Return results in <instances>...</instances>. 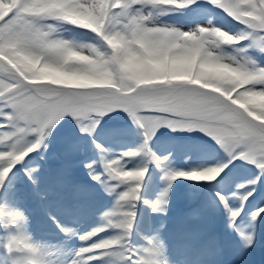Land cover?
<instances>
[{
  "label": "snow or ice",
  "instance_id": "snow-or-ice-1",
  "mask_svg": "<svg viewBox=\"0 0 264 264\" xmlns=\"http://www.w3.org/2000/svg\"><path fill=\"white\" fill-rule=\"evenodd\" d=\"M0 2L10 9L0 17V128L7 126L0 132V143L8 145L6 150L0 151V173H3L0 186L16 163L36 150L49 130L66 115H71L79 125H83L85 121L95 122L96 118L115 110H122L133 119L141 129L145 145L161 126L173 130L199 129L220 145L230 162L244 160L264 173V106L258 99L264 96V67L247 56L248 49L264 53V0H247V3H241V0H208L212 6L245 26V30L222 41L216 36L220 29L210 22L207 31L197 27L184 34L168 27L166 31L174 33L178 40L167 52L166 64L155 57L152 49L143 45H138L139 52L130 53L116 33L125 32L128 21L133 18L147 27L154 23L156 14H163L166 9H184L195 4L196 0H171L167 3L162 0H71L70 5L58 4L56 0ZM69 8L79 9L102 22L103 27L100 28L82 25L93 32H100L97 40L104 37L105 52L102 55L86 57L82 54L83 46L75 48L53 39L58 33L57 25L43 21L54 19L76 23L77 19L67 10ZM248 13L253 19H249ZM189 37L191 41L187 47L194 49L195 55H189L185 50H174L181 40ZM242 41H247L246 46H240ZM210 42L220 50L222 46L232 47L239 55L207 58ZM39 48L53 59H45L44 52L37 51ZM73 63L85 67L70 70L67 66ZM88 72L106 76V79L77 78ZM164 72L167 75L161 74ZM226 77L232 78L227 82L235 84V87L226 89L206 83ZM85 130L81 126V131ZM25 134L35 136L30 146H24L20 139ZM96 147L99 149L101 146L96 144ZM137 155V151H125L122 158ZM149 155L159 167L161 160ZM121 159L106 160L101 173H90L92 179L104 184L110 193L123 189L116 192L113 208L102 216L107 227L119 232L110 240L77 249L72 264H90L98 250L108 258L107 264H162L154 239H148L147 246L140 250L124 244V238L130 236L135 215L128 209L140 199V183L146 169L126 170ZM86 167L91 169L92 165ZM221 171L220 167L191 172L166 170L164 179L169 182V187L172 181L181 177L211 182ZM109 181L113 183L109 185ZM167 191L166 187L160 198L150 204L153 211L160 210ZM217 195L223 202L225 198ZM250 195L251 192L247 193L241 200ZM261 214H264V206L252 213V219ZM239 216V210H229L230 226H235ZM20 219V214L0 208V225L5 228L18 226ZM104 230L96 228L91 233L80 235L79 239L89 241L95 233ZM60 231L68 230L60 228ZM241 236L244 246H250L252 236L242 233ZM114 245H119V248L113 249ZM0 248L6 252L4 264H25L26 260H31L32 264H50L37 247L16 234L3 240Z\"/></svg>",
  "mask_w": 264,
  "mask_h": 264
},
{
  "label": "bare ground",
  "instance_id": "bare-ground-1",
  "mask_svg": "<svg viewBox=\"0 0 264 264\" xmlns=\"http://www.w3.org/2000/svg\"><path fill=\"white\" fill-rule=\"evenodd\" d=\"M205 11L208 10L201 7L179 14L168 12L154 17V23L167 25L166 23L173 22L177 28L185 31V28L192 27V25L197 26L202 21L200 17ZM214 15V18L211 16L212 18L204 20L210 22L213 27L222 26L230 35H236L228 32V29L229 31L235 29L231 23L215 12ZM220 39L222 40V37ZM222 50L227 55H235L229 46H222ZM256 51V49H248L247 56L263 67L264 57L253 56ZM236 55L239 54L236 52ZM73 64L80 65L79 63ZM192 76L194 77L193 74ZM204 86L214 87L213 85ZM108 117H110L108 124L94 125L92 121H86L87 129L84 132L69 135V139L75 138L72 147H75L77 151L79 148L80 151L75 159L86 165L91 164L90 171L95 169L94 172L100 171L99 173L102 172L104 161L121 159L125 151L138 152L135 157L121 159L126 170L146 169L144 178L146 177L147 185L140 192V199L134 202V207L128 209L133 211L138 219L134 224L133 250L146 247L147 240L154 239L159 248V258L162 264H178L177 260H183L184 264H191L189 261L193 264H262L261 248L264 251V241L260 239V228L262 226L264 228V214L253 220L252 213L264 206V173H260L254 165L244 160L237 159L230 162L221 147H210L190 140L168 139L167 134L170 132L166 131L164 134L153 137L151 135L145 145L141 129L134 121L130 125L118 122V118L132 119L127 113L115 110L108 113ZM93 138L101 146L99 149L94 146ZM50 139L46 137L45 142L47 143ZM86 146H89L88 150ZM145 146L151 150L152 155L161 160L162 166L172 165L173 172L200 171L215 167L222 168V171L211 182L193 181L181 177L172 181L169 187V184H163L157 175L158 166L151 158L147 159L143 155ZM7 147V143L5 146L0 145V151L6 150ZM29 154L31 155L24 160L27 164L32 163L38 157L39 151L34 150ZM149 163L152 167L147 169ZM16 171V176L19 177L21 172L19 169ZM65 175L61 174L64 178L67 177L70 184L69 189L67 186L65 190L57 191L58 199L52 200V202H57L56 206L52 207V202L48 205L51 213L59 214V220L70 225L69 227H56V234L61 236V240H57L52 232L40 230L44 224L45 215H37V208L28 210L23 207L22 205L28 201L26 196L13 199L6 194L2 195V199L9 203L12 209L22 206L17 213L21 214V219H26L24 212L29 216V224L36 229L33 238L48 236L44 241H37L35 246L50 264H72L77 249L101 240H110L107 238L108 235H117L119 232V230L107 227V222L102 219V216L113 208L117 199L116 192L123 189H117L112 195L105 190L103 184L93 180L91 174H86L85 179L73 177L68 173ZM58 179L59 177L56 176L55 180ZM253 181L255 183H252ZM166 187L168 191L163 197L164 203L159 211H153L150 204L160 198ZM249 192L251 195L242 201L241 197ZM217 194L225 198L223 202ZM144 201L149 203L145 204ZM229 210L240 211L233 230L227 227V220L230 219ZM155 225L162 226L154 230ZM60 228L68 231L58 233ZM96 228L105 230L95 233L89 241H80L78 238L80 234L91 233ZM1 233L0 229V235ZM241 233L252 236L250 246H244ZM118 248L119 245L113 246V249ZM45 249H49L50 253H46ZM162 253L167 255L161 258ZM107 261L108 258L101 255L98 250L90 264H107ZM0 264H2L1 255Z\"/></svg>",
  "mask_w": 264,
  "mask_h": 264
},
{
  "label": "rangeland",
  "instance_id": "rangeland-1",
  "mask_svg": "<svg viewBox=\"0 0 264 264\" xmlns=\"http://www.w3.org/2000/svg\"><path fill=\"white\" fill-rule=\"evenodd\" d=\"M69 1L71 3V0H69ZM201 7H205L208 10L207 12L205 11L202 13V15L200 17L201 20H204L207 18H212L211 16H213V18H214L215 17L214 12H215V13L219 14L218 16L223 18L225 21L231 23L233 25V28H235V29H233V31H229V29H228V32H231L233 34H238V33L245 30V26L239 24V22H237L234 19H232L231 17H229L221 9L212 6L206 0H196V3L194 5L188 6L184 9H166L163 14L168 13V12H171L174 14H179V13H184V11L188 12L190 10L199 9ZM210 10H212L214 12H212ZM1 11L4 12V9H0V16L3 15L1 13ZM79 14L83 15L82 16L83 18H89V20L93 23V25L96 26L97 20L95 17L90 16V15L85 14V13H82V12ZM163 14H156L154 17H156V16L159 17L160 15H163ZM43 22L57 25L58 33L55 34L53 36V38L58 37L60 39L72 41L74 43L97 42L96 39H94V34L90 33V31H87V30L82 31L80 29L74 28L73 26H66L63 24V22H57L54 19H48V20H45ZM166 24L175 26L173 24V22H169ZM223 27H225V26H223ZM220 28H222V26ZM245 44H247V41L245 42ZM82 54L86 55L87 54L86 50H84L82 52ZM252 55H253V53H252ZM253 56L264 57V53H259L258 51H256V53ZM71 65H75V64H71ZM195 71H196V69L193 70V73H192L193 75H195ZM197 83H199V81H197ZM260 102L262 103V101H260ZM117 120H118V122L127 123L128 125H130L133 122V119L124 120V119L118 118ZM109 122H110V117H108V114H106L103 117L96 118V121L93 122V124L94 125L108 124ZM81 126L85 127V129H87L86 121L83 123V125H79L77 120L74 119L71 115H66L65 117H63L59 122H57L49 130V133L46 137H48V139H50V137H51V139L47 143L45 142V139H44L43 141L45 142V144L42 142V144L37 148V150L39 152H45V153H48L50 155L52 154L51 158L53 159L54 162H60L64 165L66 164V168L63 167L64 165L63 166H57V167H59V168H57L54 164L50 163L48 165V169L50 170L51 173H58L59 172L63 176H66L65 174L68 173V175L71 174V175H73V177H74V175H78V173H81L83 176L82 178H84V175H85L84 171H86L85 169L87 168L86 164L83 162H80L79 160L77 161L75 159L79 155L80 151H79V148H77L78 149V151H77V150H75V147H72V143L75 141V138L69 139V135H75V134L84 132V131H81ZM3 131H5V130L0 128V132H3ZM165 131L170 132L169 134H167L168 139L171 138L173 140H188V141L190 140L191 142L202 143V144L208 145L210 147H220V145H218L211 137H209L208 135H206L204 132L200 131L199 129L187 130V129L177 128L176 130H173L170 127L161 126L152 134V137L155 135L164 134ZM101 137L103 138L102 135H101ZM20 139H21L23 145L27 146L26 144L28 142L35 140V136L32 134H25L22 137H20ZM94 139L95 138H93V140ZM142 140L144 141V138ZM94 141H95L94 145L96 146V144H98V143L96 140H94ZM103 142H104V140H103ZM103 142H100V143H103ZM86 149L88 150L89 146H86ZM148 152L151 153L150 150H148ZM143 155H144V150H143ZM26 158H27V156H25L21 161L25 160ZM40 158L43 159L44 161L46 160L45 157H43V156H40ZM146 158H147V155H146ZM74 160H76V161H74ZM22 164H24V163H22ZM46 170H47V167L42 166L39 162L34 163L33 171L36 175L35 178L37 179L38 182H40V185L42 187H44V188L48 189L50 192H52L53 187L51 185L53 183V180H52L50 174H48L46 172ZM166 170L171 171V168L167 169L166 167L162 168L161 166H159L157 175L160 177L163 184L168 185L169 182L164 179V172ZM95 174H99V173H95ZM60 179L63 182L62 188H63V186H68L67 189H69L70 184H69L67 177H65L63 179L60 177ZM108 183H109V185H111L113 182L109 181ZM172 183L173 182H171V184ZM26 191L27 190L25 187L21 190L22 193H26ZM4 192H6V193L12 192V196L14 195L15 197H18V195L21 193L19 189H14V188H9V187L4 188ZM26 194H28V193H26ZM111 194L114 195L115 191L112 192ZM68 195H69V193H68ZM1 202H3V201H1ZM1 207L4 208L5 206H1ZM6 211H9V210L7 209ZM7 229H8V232L4 235V240L11 234H16L18 236H21V235L24 236V234L26 233V230H28L27 226H25L21 222H19L18 226L17 225H11ZM115 236H116L115 234H111V235H108L107 238L112 239ZM125 239L126 238H124V241H125ZM0 253L6 254V252L3 248L0 249Z\"/></svg>",
  "mask_w": 264,
  "mask_h": 264
},
{
  "label": "clouds",
  "instance_id": "clouds-1",
  "mask_svg": "<svg viewBox=\"0 0 264 264\" xmlns=\"http://www.w3.org/2000/svg\"><path fill=\"white\" fill-rule=\"evenodd\" d=\"M162 2H171V0H162ZM241 3H247V0H241ZM249 19H253L251 17V14H246ZM83 21H77L76 23H73L72 26H75L77 28L90 31V33L94 34V39H96V43H74L72 41L63 40L58 37L53 38L58 41L65 42L69 45H72L75 48H80L83 46V51L86 50V57L90 55H102L105 52V48L103 46L102 41L104 40V37H101L100 40H97V37L100 36V32H93L92 30L86 29L82 27ZM96 27L100 28L103 27V24L101 21L96 22ZM171 27L176 29L177 33L184 34L189 33L190 31H193L197 27L204 28L205 31L208 30V26H200L197 25L195 28L189 30V31H181L179 28L173 26V25H157L155 23L149 24L147 27L143 26L140 22L137 21L136 18H133L128 21L127 30L125 32H118L116 35L120 38L122 42H124L126 48L130 53L139 52L140 49L138 45H143L145 47H148L153 50L154 55L157 59L161 61L162 64H166V54L169 51L170 48H172L174 45H176V41L178 40V37L171 32L166 31V28ZM217 37H225L226 39L231 37L230 34L226 33L225 31L219 30L216 33ZM191 41V37L181 40L179 45L175 47V51H181L185 50L189 55H195V50L192 48L187 47L188 43ZM209 51L207 53V58H213V57H226L228 56L225 54L222 50L218 49L214 44L211 42L208 44ZM95 49V51H93ZM38 52H44L45 59H53L51 56H49L46 51L43 48L37 49ZM57 62H59V58H57ZM97 63H100L97 61ZM227 63V61H226ZM70 70L76 71L83 69L85 65H68L67 66ZM99 72L100 69H97ZM27 74V73H26ZM162 75H167L166 72L161 73ZM77 78H83V79H106V76L97 75L93 72H88L87 74L81 76H77ZM232 79L231 77H226L224 80H215L211 79L206 81V83H210L213 85H216L218 87L223 88H232L235 87V84L228 83L227 80ZM239 82V81H237ZM7 171V169H5ZM0 175H3V173H0ZM25 264H32L31 260H26Z\"/></svg>",
  "mask_w": 264,
  "mask_h": 264
},
{
  "label": "trees",
  "instance_id": "trees-1",
  "mask_svg": "<svg viewBox=\"0 0 264 264\" xmlns=\"http://www.w3.org/2000/svg\"><path fill=\"white\" fill-rule=\"evenodd\" d=\"M260 101H262V103ZM259 103L264 106V99H259Z\"/></svg>",
  "mask_w": 264,
  "mask_h": 264
}]
</instances>
